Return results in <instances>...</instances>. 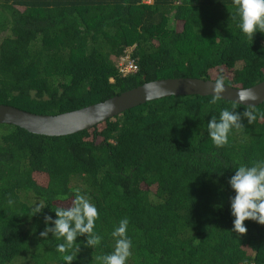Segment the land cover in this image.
Here are the masks:
<instances>
[{
	"label": "trees",
	"instance_id": "16d2710c",
	"mask_svg": "<svg viewBox=\"0 0 264 264\" xmlns=\"http://www.w3.org/2000/svg\"><path fill=\"white\" fill-rule=\"evenodd\" d=\"M238 22L233 0H0V103L56 115L163 78L251 87L264 80V33L248 40ZM132 45L139 70L122 77L116 61ZM211 99L151 100L62 136L0 124V264H64L63 241L40 233L77 192L96 206L103 239L93 249L78 237L72 264L114 251L124 218L126 264H264V225L233 231L228 183L264 161V102ZM224 109L256 119L242 116L216 147L207 123Z\"/></svg>",
	"mask_w": 264,
	"mask_h": 264
},
{
	"label": "clouds",
	"instance_id": "9594fccd",
	"mask_svg": "<svg viewBox=\"0 0 264 264\" xmlns=\"http://www.w3.org/2000/svg\"><path fill=\"white\" fill-rule=\"evenodd\" d=\"M233 4L239 16L238 27L248 40L253 41L257 32L264 33V0H233ZM130 47H133L134 52L135 45L126 49ZM118 73L122 77H126L119 71ZM110 79L114 81V78ZM211 83L213 84L211 103L216 104L223 99V94L227 89L223 77ZM237 97L241 103L255 102L258 99L254 90L247 88L238 90ZM232 108L235 109L236 104H233ZM242 116L248 120L249 124L256 119L251 111L245 110L241 114L228 109L220 111L219 118L212 117L207 123V133L216 147L225 146L228 143L230 132L243 126ZM228 183L234 192V195L230 197L231 215L234 217L233 231L245 234L247 232L246 220L264 225V161H258L252 166H239L229 178ZM13 203V201H9L10 205ZM45 207L44 203L36 204L32 209L31 216L41 213ZM54 212L55 219L52 216L44 217L46 226L40 235L46 240L51 233L55 240L63 241L56 245V251L61 254L64 264H72L76 259L77 255L70 250L77 245L78 237L86 235L87 246L93 249L101 244L103 237L95 231L96 221L99 218L98 210L84 195L77 192L72 206L56 207ZM128 224L127 218L120 220L119 225L111 233L115 239L114 251L94 256L93 264H126L132 255L133 246L132 240L127 236Z\"/></svg>",
	"mask_w": 264,
	"mask_h": 264
},
{
	"label": "water",
	"instance_id": "95a60500",
	"mask_svg": "<svg viewBox=\"0 0 264 264\" xmlns=\"http://www.w3.org/2000/svg\"><path fill=\"white\" fill-rule=\"evenodd\" d=\"M215 80L197 77L163 78L146 82L126 90L104 101L82 108L52 114H39L9 104L0 103V124H14L36 134L62 136L94 127L128 109L151 100L169 96L212 95ZM227 91L223 99L235 101L246 106H257L264 102V80L247 87L253 89L258 99L255 102L241 103L237 91L245 88L224 83Z\"/></svg>",
	"mask_w": 264,
	"mask_h": 264
},
{
	"label": "built area",
	"instance_id": "2783aa9c",
	"mask_svg": "<svg viewBox=\"0 0 264 264\" xmlns=\"http://www.w3.org/2000/svg\"><path fill=\"white\" fill-rule=\"evenodd\" d=\"M117 69L123 76L138 72L139 65L133 57V47L126 49L125 52L117 59Z\"/></svg>",
	"mask_w": 264,
	"mask_h": 264
},
{
	"label": "rangeland",
	"instance_id": "374dc122",
	"mask_svg": "<svg viewBox=\"0 0 264 264\" xmlns=\"http://www.w3.org/2000/svg\"><path fill=\"white\" fill-rule=\"evenodd\" d=\"M152 0H148V2H151Z\"/></svg>",
	"mask_w": 264,
	"mask_h": 264
}]
</instances>
